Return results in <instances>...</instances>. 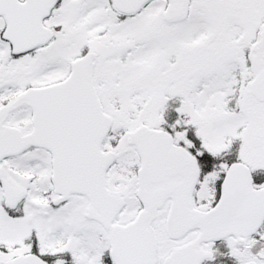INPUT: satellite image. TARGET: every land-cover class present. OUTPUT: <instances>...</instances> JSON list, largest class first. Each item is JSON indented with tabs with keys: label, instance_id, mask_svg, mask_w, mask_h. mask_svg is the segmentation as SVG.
I'll use <instances>...</instances> for the list:
<instances>
[{
	"label": "snow or ice",
	"instance_id": "1",
	"mask_svg": "<svg viewBox=\"0 0 264 264\" xmlns=\"http://www.w3.org/2000/svg\"><path fill=\"white\" fill-rule=\"evenodd\" d=\"M0 264H264V0H0Z\"/></svg>",
	"mask_w": 264,
	"mask_h": 264
}]
</instances>
